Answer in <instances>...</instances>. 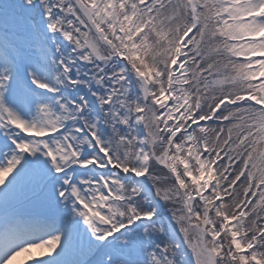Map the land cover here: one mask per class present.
I'll list each match as a JSON object with an SVG mask.
<instances>
[{
	"label": "snow or ice",
	"instance_id": "6c2138e0",
	"mask_svg": "<svg viewBox=\"0 0 264 264\" xmlns=\"http://www.w3.org/2000/svg\"><path fill=\"white\" fill-rule=\"evenodd\" d=\"M0 264H264V0H0Z\"/></svg>",
	"mask_w": 264,
	"mask_h": 264
}]
</instances>
